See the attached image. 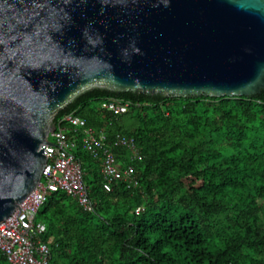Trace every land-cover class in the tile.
Segmentation results:
<instances>
[{"label": "trees", "instance_id": "16d2710c", "mask_svg": "<svg viewBox=\"0 0 264 264\" xmlns=\"http://www.w3.org/2000/svg\"><path fill=\"white\" fill-rule=\"evenodd\" d=\"M97 99L131 106L114 115L87 106ZM68 113L105 126L109 137L134 139L138 156L128 162L138 184L104 191L98 162L78 143L74 154L82 162L86 153L95 208L86 212L72 195L48 193L37 217L49 264H264V87L221 97L94 87L54 122ZM128 154L120 150L125 162ZM0 264H9L1 252Z\"/></svg>", "mask_w": 264, "mask_h": 264}, {"label": "water", "instance_id": "95a60500", "mask_svg": "<svg viewBox=\"0 0 264 264\" xmlns=\"http://www.w3.org/2000/svg\"><path fill=\"white\" fill-rule=\"evenodd\" d=\"M94 87L256 95L264 0H0V223L40 180L58 111Z\"/></svg>", "mask_w": 264, "mask_h": 264}, {"label": "built area", "instance_id": "2783aa9c", "mask_svg": "<svg viewBox=\"0 0 264 264\" xmlns=\"http://www.w3.org/2000/svg\"><path fill=\"white\" fill-rule=\"evenodd\" d=\"M130 106L129 101L102 99L97 109L119 115ZM47 140L56 146H44L46 161L40 180L18 208L0 223V252L9 264H49V247L41 238L46 227L37 220L48 193L66 192L76 198L84 211H94L95 203L84 181L85 169L74 154L78 143L98 162L104 191H111L119 182H125L128 187L138 184L133 165L128 162L138 156V147L130 136L115 133L109 137L105 126H87L84 118L68 113L54 122ZM121 149L129 152L127 162L121 159Z\"/></svg>", "mask_w": 264, "mask_h": 264}, {"label": "rangeland", "instance_id": "374dc122", "mask_svg": "<svg viewBox=\"0 0 264 264\" xmlns=\"http://www.w3.org/2000/svg\"><path fill=\"white\" fill-rule=\"evenodd\" d=\"M101 100H102V99H97V100L90 101V102H88L87 106H88V107H97L99 101H101ZM85 154H86V153L82 152V156H83L82 163L84 164V166H86ZM92 165L95 167L96 164L93 163ZM94 173H95V172H94ZM94 173H93V174L88 173V174H87L88 179H89V178L92 179L93 176H94ZM37 220H38V217H37Z\"/></svg>", "mask_w": 264, "mask_h": 264}]
</instances>
